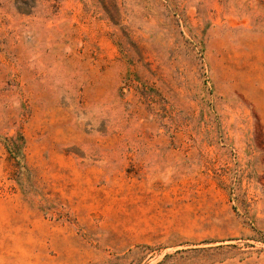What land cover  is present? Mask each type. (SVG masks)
Listing matches in <instances>:
<instances>
[{
    "label": "rangeland",
    "instance_id": "374dc122",
    "mask_svg": "<svg viewBox=\"0 0 264 264\" xmlns=\"http://www.w3.org/2000/svg\"><path fill=\"white\" fill-rule=\"evenodd\" d=\"M0 264H264V0H0Z\"/></svg>",
    "mask_w": 264,
    "mask_h": 264
}]
</instances>
